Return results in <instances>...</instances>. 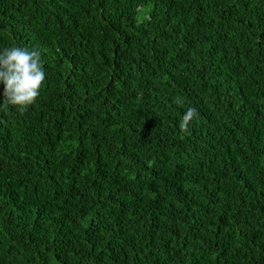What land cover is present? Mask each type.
Segmentation results:
<instances>
[{"label": "trees", "instance_id": "16d2710c", "mask_svg": "<svg viewBox=\"0 0 264 264\" xmlns=\"http://www.w3.org/2000/svg\"><path fill=\"white\" fill-rule=\"evenodd\" d=\"M13 46L0 264H264V0H0Z\"/></svg>", "mask_w": 264, "mask_h": 264}, {"label": "clouds", "instance_id": "9594fccd", "mask_svg": "<svg viewBox=\"0 0 264 264\" xmlns=\"http://www.w3.org/2000/svg\"><path fill=\"white\" fill-rule=\"evenodd\" d=\"M45 80V69L39 50L8 47L0 52V84L3 85L0 109L9 106L23 111L33 105L40 95ZM176 103H182L177 99ZM198 115L194 107H189L179 125L181 133L190 134L189 125Z\"/></svg>", "mask_w": 264, "mask_h": 264}]
</instances>
